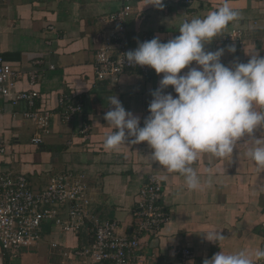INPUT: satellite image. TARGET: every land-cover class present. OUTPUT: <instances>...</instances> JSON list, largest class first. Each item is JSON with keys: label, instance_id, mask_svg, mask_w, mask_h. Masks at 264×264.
<instances>
[{"label": "crops", "instance_id": "crops-1", "mask_svg": "<svg viewBox=\"0 0 264 264\" xmlns=\"http://www.w3.org/2000/svg\"><path fill=\"white\" fill-rule=\"evenodd\" d=\"M149 2L0 0V53L22 72L15 90H36L38 109L50 112L48 133L35 144L31 138L40 134V129L24 117L26 103L13 104L0 97V140L7 146V151L0 153V174H23L33 190L42 189L52 175L80 174L88 188L90 213L102 221H115L122 235L133 232L136 195L145 178L155 175L163 185L160 203L169 219L157 233L141 239L140 252L149 256L152 264H202L204 258L221 249L226 253L246 250L253 254L254 264H264V259L254 257L256 250L264 249V168L246 155L243 143L248 136L237 142L228 158L200 154L191 167L201 186L189 190L182 174L168 172L151 160L152 149L147 142L132 144V138H128L113 150H106L103 143L106 134L113 131L104 119L111 107L108 98L116 95L126 110L141 118L143 126L149 114L150 93L158 87L163 74L153 70L144 75L131 70L116 83L99 81L94 74V54L104 34L115 24L106 16L125 4L131 6L125 19L127 52L148 36H159L165 42L174 38L185 20L203 18L227 2L239 16L206 43L205 49L223 48L221 61L230 66L236 59L247 62L249 53L255 51L264 56V0H163L162 7ZM233 29L240 32V37L226 40ZM229 47H235V52H229ZM30 71L37 74L33 85ZM185 71L187 68L181 74ZM167 91H173L171 86ZM60 97L66 102L81 103V113L70 121L63 120ZM256 110L262 109L256 106ZM84 124L90 126L86 132L81 131ZM262 133L264 129H257L254 134ZM87 227L84 225L79 234H74L45 224L33 258L27 257L29 249L4 256L0 252V264H32L35 256L40 264H68L70 259L64 258L62 251L90 242L92 232ZM208 229L220 230L224 238L207 241L201 232ZM183 248L191 251L188 258L182 257ZM22 251L26 252L20 254Z\"/></svg>", "mask_w": 264, "mask_h": 264}, {"label": "clouds", "instance_id": "clouds-1", "mask_svg": "<svg viewBox=\"0 0 264 264\" xmlns=\"http://www.w3.org/2000/svg\"><path fill=\"white\" fill-rule=\"evenodd\" d=\"M147 4L162 7L163 0ZM238 16L225 2L203 18L185 20L178 36L166 42L159 36L138 41L135 49L123 54L129 65L148 66L163 75L150 93L149 114L143 126L141 118L126 110L116 95L108 98L111 107L104 119L113 131L103 141L106 150L117 149L128 138L132 144L147 142L152 161L168 172L182 174L187 188L196 190L201 183L191 165L199 155L228 158L247 135L243 143L246 155L264 168V133L254 134L264 129V56L255 51L249 53L247 62L236 59L228 66L221 61L223 48L205 49V44ZM228 51L235 52V47ZM169 86L172 92L167 91ZM256 106L262 110L257 111ZM201 233L209 242L224 238L218 229ZM254 257L264 259V249L256 250ZM202 264H254V260L246 250L226 253L221 249L204 258Z\"/></svg>", "mask_w": 264, "mask_h": 264}, {"label": "built area", "instance_id": "built-area-1", "mask_svg": "<svg viewBox=\"0 0 264 264\" xmlns=\"http://www.w3.org/2000/svg\"><path fill=\"white\" fill-rule=\"evenodd\" d=\"M131 6L125 4L109 14L108 21L115 22L104 34L103 41L94 54V74L99 81L116 83L126 71H136L147 75L154 69L148 66H132L124 59L125 19ZM53 29L52 25L48 26ZM240 37L238 30H231L226 40ZM148 36L145 40H150ZM54 66L51 65L50 68ZM22 76L19 68L8 64L0 53V97L11 103L24 101L27 110L24 117L33 120L40 129V134L32 136L35 144L42 142L48 133L49 111H40L37 107L38 92L34 89L16 91L15 83ZM30 84L36 83L35 71L28 73ZM60 115L70 121L81 113L79 102H66L64 97L58 100ZM90 129L82 126V132ZM43 133H42V132ZM7 146L0 140V153L6 152ZM87 185L80 174L62 172L52 175L40 190H33L23 174H0V252L6 255L12 251L34 249L38 246L42 228L45 224L59 226L63 231L79 234L81 227L88 226L92 240L66 251L64 258L72 262L111 264H152L145 254H141V239L155 234L169 219V213L160 203L163 185L155 175H148L135 198L132 229L130 235L117 232L115 221H102L89 211ZM64 211V212H61ZM183 258L191 255L189 249L180 250Z\"/></svg>", "mask_w": 264, "mask_h": 264}, {"label": "rangeland", "instance_id": "rangeland-1", "mask_svg": "<svg viewBox=\"0 0 264 264\" xmlns=\"http://www.w3.org/2000/svg\"><path fill=\"white\" fill-rule=\"evenodd\" d=\"M27 252H28V255H27V257L28 258H33V254L35 253L34 252V249H29V250H26ZM26 251H22L20 254H22V253H24V252H26ZM31 252V253H30ZM32 264H40L39 262H38V256L36 257H34V259H32Z\"/></svg>", "mask_w": 264, "mask_h": 264}, {"label": "trees", "instance_id": "trees-1", "mask_svg": "<svg viewBox=\"0 0 264 264\" xmlns=\"http://www.w3.org/2000/svg\"><path fill=\"white\" fill-rule=\"evenodd\" d=\"M7 258H5V261H6ZM6 264V263H5Z\"/></svg>", "mask_w": 264, "mask_h": 264}]
</instances>
